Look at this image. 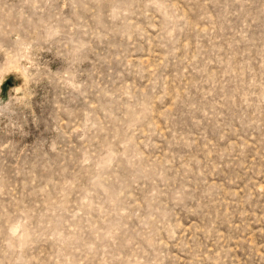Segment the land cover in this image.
Here are the masks:
<instances>
[{"label": "rangeland", "instance_id": "374dc122", "mask_svg": "<svg viewBox=\"0 0 264 264\" xmlns=\"http://www.w3.org/2000/svg\"><path fill=\"white\" fill-rule=\"evenodd\" d=\"M0 264H264V0H0Z\"/></svg>", "mask_w": 264, "mask_h": 264}]
</instances>
